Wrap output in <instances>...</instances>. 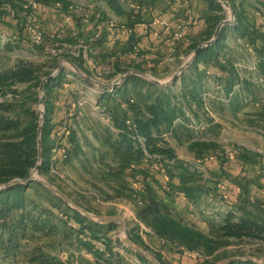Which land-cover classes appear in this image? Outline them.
Here are the masks:
<instances>
[{"label":"crops","instance_id":"0c3cea01","mask_svg":"<svg viewBox=\"0 0 264 264\" xmlns=\"http://www.w3.org/2000/svg\"><path fill=\"white\" fill-rule=\"evenodd\" d=\"M113 1H115L116 4L111 6L106 4L107 1L101 0L99 6L102 9V13H99V10L95 8L93 15L87 23L78 19L72 23H63L62 25L60 22H63L62 19L65 11L56 10L54 7L48 10L43 8L39 10V14H41L42 11L50 13L47 14L50 15L48 16L50 19L46 18L54 29L59 30L60 27L62 29L65 27V30L60 32L65 33L64 37H67L70 43L73 42L74 44L75 39L78 38L83 40L88 38L87 40H89L98 36L97 39H94L89 44V60L91 63L87 64L86 62H82L83 69L90 73V75L86 74L85 71L79 70L75 64L76 62L72 61L74 58H71L67 53L66 56L68 55V59L65 60V64L71 67H68L71 72L66 73L67 71H64L63 74H60L61 76L58 75L53 80L56 83V79L60 76L61 89H56L53 92V98L50 99L52 106V125L59 123L65 117L69 109L70 101L81 98L86 102L81 109L77 110L74 118L76 119L78 117L77 120L79 121L75 122V130L77 131L76 141L78 150L82 151L84 150L85 144H83L84 141H82L79 134L80 131L84 133H87L88 130L94 132V137L96 136V140L100 144L102 142L108 146L109 143L113 142L112 140L106 142L104 133L101 129L102 127L99 129L93 128L92 121L94 119L103 123L106 122V125L115 133H112L113 137L116 139L117 136V131L114 129L112 121L107 120L103 114L95 111V102L96 105L101 108H106L107 104L111 106L118 103V89L115 90V96L111 97L105 94L98 100L91 90L106 91V88L110 87V83H112L114 77L104 82L105 84L99 83V86L95 85V82L98 83V81H96L94 77L101 75L105 76V68L109 65H113L118 72L122 70L127 73L141 74L138 77L146 82L152 80L146 79L148 74L154 75L158 79L156 81L161 83L160 85H155L161 89L168 88L172 93L178 94L181 91L182 73H186L192 64L184 69L177 77L174 84H171V79L191 58L193 52L189 50V45L202 39L200 33L206 29L204 20L211 14L207 3L203 0ZM129 2L130 4L134 3L137 5L138 10H131ZM230 7L235 8L232 9L233 12L234 10L238 12V17L234 15L237 26H227L223 29L225 30V40L222 44L220 56L223 57V55H225L232 60L234 56L233 52H235L233 46L236 45L238 39L264 44V36L257 32L253 33L250 31L249 24L251 23L250 19L252 14L250 2L247 1L244 3L243 0H230ZM4 17L5 21L2 20ZM2 19L0 22L2 23L0 34H2L3 40L6 41L4 42L5 44H3L9 46L8 43L11 42L12 38V41L19 40L17 34L18 30H21V24L18 19H9L5 14ZM155 19H166L169 24V30L166 31L163 27L153 24ZM189 20H195L197 23L196 26L191 27L190 32L185 34L184 38L173 44V36L178 32L179 25L182 21ZM111 22L132 29L133 34L127 36L116 33L109 27ZM5 23L9 24L10 29L3 26ZM153 33H158L159 36L155 38ZM14 44L17 45L16 43ZM7 46L4 47V50L8 48ZM230 56L232 58H230ZM15 64L16 63H12L7 67L0 65V68H3L2 70L10 69ZM66 65L63 64L62 69L66 68ZM74 68L78 69L82 74L76 73ZM136 69L143 70V72H139ZM2 70H0V72ZM197 70L206 73V77L202 80L201 88L198 90L199 96L201 91L207 86L206 82L208 76H214L222 72L223 82L226 83L228 88H230L234 82V78L232 77L233 73L228 67L224 70L222 68V61L220 60L212 61L207 64L200 63L197 65ZM67 75H72L74 79H67ZM118 75L121 74L116 73L114 76ZM87 77L92 81H88L86 79ZM83 95H85V97H83ZM104 96L106 99L104 98L103 100ZM114 101L116 103H113ZM178 104L181 106L183 105L182 110L184 112V117L185 111L188 110L198 122L208 125L205 130L197 133L184 125V123H186L185 118L177 119L180 120V122H176L177 120L174 122V134L169 132L164 133L167 134L164 141L174 152L177 161L182 164L199 160L201 156L207 154L215 157V160L208 164V180L203 183V187L201 188L203 195L201 202L205 204V208L204 206L199 207L201 202L200 204H193V201H191L189 202L190 204H187L177 197L179 193V190L176 189V187H179L177 179L173 180V193L171 194L163 193L160 189L155 188V195L158 199L169 207L171 213L177 214L179 220L181 219L183 223L202 231L204 234H208L209 231L215 228H220L223 224L224 216L228 213L229 209H234L235 211L242 206L243 208L241 209L242 211L240 210V215L243 217H246L245 209L249 208L251 205H259L264 210V145H259L260 143L256 141V145H253L258 150L254 147L251 148V146L244 145V137L238 131L240 128L244 127V124L240 122V118L242 119L245 113L242 100L240 98H234L229 105L213 103V107L220 105L224 108V110L220 111L221 115L213 108V119L206 117L202 109L197 107L194 103H189L187 107L182 100H179ZM226 115L227 118L238 120L237 124H224V122L216 118ZM79 116L81 119H79ZM217 128H223L228 138V143L224 144L225 151L222 152V149H220V151L218 149L208 148L196 153V148H192L194 144L199 143L212 146L214 142H216L215 137L211 134ZM98 130L101 131L99 132ZM106 130L108 131V129ZM188 146L189 148L187 149ZM185 147L186 150L183 149ZM239 147L242 148L244 152L245 149H247L253 151V153L245 152L243 159L238 158L237 162L228 163L227 165L230 164L232 166L227 169L228 167H226L225 163L226 151ZM218 183H225L230 189L241 187L246 197H244V199L242 198L243 201L238 200L235 205L228 207L222 202L217 193L216 185ZM203 208L205 209L204 211ZM260 225L264 227L262 222ZM150 242L152 246L160 250L161 254L168 255L169 260H172V264H196L195 261L191 260L192 257L172 251L169 246L163 244V242L154 235H150Z\"/></svg>","mask_w":264,"mask_h":264},{"label":"trees","instance_id":"16d2710c","mask_svg":"<svg viewBox=\"0 0 264 264\" xmlns=\"http://www.w3.org/2000/svg\"><path fill=\"white\" fill-rule=\"evenodd\" d=\"M25 1L27 0H0V8L4 5L16 7ZM33 1L41 3V0ZM203 1L207 3L211 14L204 20L206 29L200 33L202 39L189 45L191 52L211 40L218 24L223 20L221 16L223 9L216 0ZM114 4H116L115 1L109 0V5ZM233 13L238 17L236 10ZM0 14L3 17L5 12L0 10ZM224 40L225 30H222L217 42L198 54L187 72L182 73L181 91L178 94L172 93L168 88L161 89L153 83L131 75L124 81L121 89L117 90L118 103L114 101L113 103L116 104L111 106L107 104L106 106L113 127L117 131L116 139L109 143L113 153L112 159L120 169H127L126 178L128 183L130 185L137 183L142 189L138 193L141 204L136 213L137 220L148 227L154 236L176 253L182 254L181 249L188 252H202L203 259L201 260H204V264H210L207 258L213 257L220 249L229 246L231 240H250L264 243L263 227L252 219L237 217L232 211L224 216L220 228L204 234L202 231L188 226L172 216L169 207L158 199L154 191L155 188H158L163 193H173V180L177 179L179 186L176 187L179 190L178 198L179 195H184L191 202L194 201L196 194L202 193L199 187L193 186L192 175L184 168V164L177 161L174 152L167 146L162 135L168 132L174 134V122L177 119H184L183 105L178 104L179 100H182L187 107L189 103H194L201 108L202 103L198 90L201 88L206 73L204 71L199 72L197 65L221 61L220 52ZM75 61L79 70L85 71L82 67V59H76ZM53 64L54 66L50 68L49 72L42 73L41 66L38 67L34 63L19 60L12 68L0 73V97L10 96L12 98L10 102H0V187L16 179L27 180L37 164V131L39 124L37 122V112L33 110L32 104L38 102L39 88L42 81L49 77L50 72L57 67L56 61ZM222 68L225 70L226 67L222 65ZM136 70L143 72L140 69ZM229 70L232 72L231 69ZM261 72L264 75V65L261 66ZM116 73H118V70L114 67V73L109 75L108 78ZM86 74L90 75L88 72ZM60 76L56 79V83L52 81L45 84L44 87L46 101L41 127L42 160L38 171L40 175H45L48 172L50 149L46 147V140H53L60 123L52 125V106L50 103L53 92L56 89H61ZM104 98L105 96L103 100ZM130 100L133 103H130ZM127 122H130L131 125H127ZM138 137L143 140V148L137 141ZM71 142H73L72 137ZM75 147L77 148L78 145H75ZM193 147L208 149L213 148V145L196 143ZM143 150L152 157H159L161 162L164 160L173 162L172 165H166L171 178L169 190L164 189L160 177L150 172L147 164L143 162ZM244 155V150L240 149L235 152L234 161H229L226 157L227 169L232 166L227 165L228 163L237 162L238 158L243 159ZM208 164L205 165V168L209 172ZM132 166H135V168L132 169ZM30 186H13L0 192V259L4 256L9 257L14 253L20 240H26L28 233L43 230V228L37 227V222L32 219L31 212L26 210V192ZM241 190L242 194L237 195L234 188H229L228 194L232 200H242L246 197V194L242 188ZM217 193L219 195L218 191ZM74 216L73 221L80 226V231L87 232L90 238L95 241L102 239L101 231L103 228L110 229L114 225L93 224V227H91L90 224L82 223L87 220L79 214L74 212ZM45 260L43 262L42 257L38 259L30 257L31 264L53 261L48 256ZM230 264L256 263L234 261Z\"/></svg>","mask_w":264,"mask_h":264},{"label":"rangeland","instance_id":"374dc122","mask_svg":"<svg viewBox=\"0 0 264 264\" xmlns=\"http://www.w3.org/2000/svg\"><path fill=\"white\" fill-rule=\"evenodd\" d=\"M107 1V5H109V0ZM219 1V0H216ZM224 1V0H221ZM246 3L248 0H243ZM101 0H41L40 8L45 10L52 9L54 5L60 4L61 8L67 9L70 5H84L86 3H90L95 5V8L99 10V13H102V9L100 8ZM218 3V2H217ZM219 4V3H218ZM221 6V4H219ZM232 5V4H231ZM222 7V6H221ZM60 8V9H61ZM61 9V10H62ZM223 13L221 14L223 20L231 19V15L228 11H226L223 7ZM234 8H230L233 13ZM50 14L47 11H42L39 14V11L36 12L35 16L37 18L39 27L44 34V41L47 48H50L49 45L52 41V37L60 34L63 37V40L69 43V39L64 37L65 33H61L60 31H64L61 27L59 30L54 29L48 19H50ZM234 16V14H233ZM48 19H47V18ZM1 14H0V22H1ZM58 19V17H57ZM5 21V17L2 19ZM21 24V30H18L17 38L19 40H15L9 42V46L4 45L6 41H3L2 34H0V65H4L7 67L12 63H16L19 60L26 61L29 63H34L38 67L41 66L42 73H46L50 71V68L54 66V62L56 61L57 67L66 65V54L59 57H51L50 54H46L45 50L40 46H35L31 43L29 36L27 35L24 28L23 19H18ZM60 20V19H59ZM222 20V21H223ZM77 21V20H76ZM0 23V27H1ZM63 25V22H60ZM3 26L10 29L9 24H3ZM231 27H235L236 23L231 22ZM62 29V30H60ZM75 39L74 44H77L80 41H86L83 39ZM4 43V44H3ZM16 43L17 45H15ZM73 44V42L71 43ZM8 47L4 50V47ZM230 58H232L230 56ZM73 62H76L74 59ZM76 64V63H75ZM46 65V66H45ZM45 66V67H44ZM67 66V65H66ZM56 67V68H57ZM71 68L67 66L62 69V74L64 71L66 73H70L71 71L68 69ZM56 68L51 71V75L56 72ZM3 68H0L2 70ZM2 70V71H7ZM72 70V69H71ZM75 72L79 74V72L74 68ZM1 71V72H2ZM0 72V73H1ZM126 71L119 70L118 73L124 75ZM149 75V76H148ZM146 79L158 80L156 76L148 74ZM109 75H101V80L99 83L106 82L111 79L108 78ZM144 77V75H143ZM151 82V81H150ZM40 92L38 95V102L32 104L33 110L37 112L38 115V124L40 125V111L45 112V107L39 104L40 101ZM46 96V94H45ZM85 97V95H83ZM12 98L10 96L0 97V102L8 101L10 102ZM216 106V105H215ZM217 110L218 114H220L221 110H224L220 105L213 107ZM245 113L243 114L242 119L240 118V122L244 124L243 128H240L238 131L244 137V145L254 147L256 145H264V108L259 110H254L250 107H244ZM221 115V114H220ZM217 116V115H216ZM220 117V116H219ZM216 117L218 120L224 122V124H237L238 120L227 118L226 116ZM44 119V118H43ZM78 117L75 119L77 122ZM79 119L80 116H79ZM79 122V121H78ZM92 126L94 129L101 128L104 133V139L106 142L110 140L114 141L112 131L107 125L106 122H100L97 119L92 121ZM240 123V124H241ZM93 129V130H94ZM108 129V131L106 130ZM99 132L101 130H98ZM79 132V131H78ZM80 136L85 144L84 150H78L75 145H77L76 136L77 131L74 130L72 134L73 140V151L70 152L69 159L67 163L64 165V176L66 177L64 180L58 179L56 177H52L48 172L45 175L37 174V178L39 181L45 182L51 187L61 191L64 195H66L71 201H73L79 208L83 211H86L93 217H118L125 223V232L122 234L120 232L119 226L114 224L110 229L103 228L102 229V239L105 240L107 245L111 243H121L120 239L125 237L131 241L132 243L142 249L148 258L155 259L159 264H172V260H169V256L165 254H161L160 250L155 246H152L150 242V235H153L151 230L146 227L143 223H140L137 220L136 213L138 207L140 206V196L139 192L137 193L132 186L128 183L126 178L127 169H120L118 165L113 161V153L111 151L110 144L106 146L101 142V144L96 140V136L94 137V132L88 130L87 133L80 131ZM213 137H215L216 142L213 144V149H222L224 152V144H227V137L223 130V128H217L212 132ZM237 135V134H236ZM188 137V136H186ZM53 140H46V147L52 146ZM254 144V145H253ZM258 145V146H259ZM189 146L187 147V149ZM192 148H194L192 146ZM257 149L256 147H254ZM186 150V147L183 148ZM204 149L196 148V153L203 151ZM258 150V149H257ZM221 151V150H220ZM246 153H253V151L245 149ZM210 156L209 154L201 156L199 160L204 157ZM197 158V157H196ZM196 161L189 162L184 164V168L188 171L190 175H192V179L194 180L193 186L199 187L200 189L203 187V183L208 179L205 175L206 172L201 165L194 164ZM178 173V172H177ZM31 174V173H30ZM187 178L189 176H186ZM39 181H33L31 186L26 192L27 199V207L26 210L31 212V217L34 221L37 222V227L43 228L40 232H31L28 233L26 240H20L17 250L12 253L9 257H3L0 259V264H31L30 257H34L35 259L41 258L42 261L45 262L46 257L48 256L50 259L58 260V257H62L64 253L69 254L75 251L74 246V235L72 231L67 227L66 223L59 217L61 213L67 215L70 219L74 220V212L79 214L76 210L68 207L64 204L56 195L51 193V191L42 185ZM40 186H39V185ZM202 191V189H201ZM203 195L196 194L194 203H199L202 201ZM243 201V200H241ZM246 204V203H245ZM204 206L205 204L201 202L199 207ZM203 208V211L205 210ZM243 207L234 209H229L228 212L232 211L235 213L237 217H243L240 215V210ZM242 211V210H241ZM246 218L252 219L256 221L259 225L262 222L264 224V210L258 206H250L245 209ZM87 221H83L84 224H90L93 227V220H89L86 217L79 214ZM172 216L179 219L177 214L171 213ZM181 220V219H180ZM186 224V223H184ZM44 225V226H42ZM261 226V225H260ZM263 227V226H261ZM264 229V227H263ZM216 230V228L214 229ZM123 243V242H122ZM121 243V244H122ZM126 246V245H125ZM126 249L137 256V259L142 264H152V262L145 257H140L131 251L127 246ZM201 255L202 252H198ZM203 256V255H202ZM142 259V260H141ZM190 259V258H189ZM229 259H241L247 260L251 259L256 262V264H263L264 261V243L258 241H250V240H241V241H230V245L226 248L220 249L213 257L207 258L210 264H223L224 261ZM41 260V259H40ZM39 260V261H40ZM192 261L197 262V264H204L201 259L191 258ZM41 262V261H40ZM39 262V263H40ZM120 262V261H119ZM244 262V261H241ZM121 264H135L134 262H128L125 260H121ZM174 263V262H173ZM80 264H89L85 258L80 259Z\"/></svg>","mask_w":264,"mask_h":264},{"label":"built area","instance_id":"2783aa9c","mask_svg":"<svg viewBox=\"0 0 264 264\" xmlns=\"http://www.w3.org/2000/svg\"><path fill=\"white\" fill-rule=\"evenodd\" d=\"M218 2V1H217ZM222 6L221 0H219ZM252 6L250 31L257 32L264 36V0H248ZM130 4V2H129ZM131 10L137 11L138 7L134 3L130 4ZM60 4L54 5V9L61 10ZM231 8V7H230ZM1 11L5 12L9 19H23L24 28L29 36L31 43L35 46L42 47L46 54H50L51 57H59L65 54H69L71 58L82 59L83 63L90 64L89 44L98 36L87 41H80L77 44L67 43L63 40V37L58 34L52 37V41L47 48L44 41V34L41 31L37 18L35 16L36 12L40 10V4L33 1L27 0L22 4L12 7L10 5H4L0 8ZM63 10V9H62ZM63 15V23H72L76 20H81L87 23L95 11V5L86 3L84 5H70ZM189 14V13H188ZM135 17V15H134ZM232 23L237 22L235 16L229 19ZM155 25L163 27L166 31L169 30V24L166 19H155ZM195 20L182 21L178 27V32L173 36V44L180 39L184 38L185 34H188L191 27L196 26ZM109 27L118 34L131 36L133 34L132 29H128L121 26L115 22H111ZM154 37L157 38L158 33H153ZM5 40H2V42ZM264 43V41H263ZM235 52L232 60L228 56L223 55L221 58L222 65L228 67L232 70V77L234 78L233 84L230 88L227 87L226 83L223 82L222 72L214 76H208L207 86L200 93L201 99V109L206 117L214 118L213 113V103H221L229 105L234 98H240L244 107H250L254 110H259L264 108V75L261 72V66L264 65V44L237 40L236 45L233 46ZM55 73V72H54ZM114 73V66L109 65L105 68L104 75H111ZM128 74V73H127ZM124 75L113 76L114 79L110 83V87L106 88V91H99L91 89L97 97V100L101 96L107 94L111 97L115 96V90L121 88L122 79ZM101 76L94 77L96 81H102ZM67 79H74L72 75H67ZM99 83V82H98ZM102 84V83H101ZM96 101V100H95ZM85 101L81 98L70 101L69 109L67 110L65 117L60 121L55 135L53 137V143L49 152V165L48 173L52 177L64 180V165L69 159L71 150L74 148L71 142V137L73 131L75 130V116L77 110L81 109L85 105ZM130 103H133L130 100ZM95 111L103 114L107 120H111L110 114L106 108H101L96 105ZM186 123L184 125L199 133L205 130L208 125L198 122L188 110L185 111ZM176 122H180L177 120ZM127 125H131L127 122ZM163 138L167 137V134L162 135ZM137 141L141 144L143 148V140L138 137ZM242 148L228 149L226 151V157L229 161L235 160V152ZM143 162L147 164L150 172L157 174L165 190H169V185L171 183V178L167 170L166 165H172L173 162L161 159L156 156H150L145 150H143ZM215 160L214 156H207L201 160L196 161L194 164L201 165L208 174L205 165ZM132 169L135 166L131 167ZM207 178V177H206ZM132 188L138 193L142 191L141 187L137 183L131 184ZM219 196L228 207L235 205L238 200H232L231 196L228 194V186L225 183H218L216 185ZM237 195L242 194L241 188L235 189ZM179 199L185 203H189L188 199L184 195H179ZM190 204V203H189ZM59 217L66 223L67 227L72 231L74 235V246L75 251L72 253H64L62 257H58V260L53 259L52 262L42 263V264H80V259L85 258L90 264H121V260L134 262L135 264H142L138 261L137 256L130 253L126 246L122 243H111L107 245L104 239H99L97 241L92 240L87 232H81L80 226L76 224L72 219H69L67 215L61 213ZM182 253L186 256H190L195 259H203V256L198 252H188L182 250ZM49 258V257H48ZM120 261V262H119Z\"/></svg>","mask_w":264,"mask_h":264},{"label":"water","instance_id":"95a60500","mask_svg":"<svg viewBox=\"0 0 264 264\" xmlns=\"http://www.w3.org/2000/svg\"><path fill=\"white\" fill-rule=\"evenodd\" d=\"M219 4H221L219 1H218ZM222 7L228 11L230 13L231 16H233V13L231 12L230 10V0H224L222 2ZM231 25V21L230 20H223L221 21L216 30H215V33H214V36L211 40H209L208 42H205L204 44L200 45L192 54L191 58L189 59V61L184 65L182 66L178 73L171 79V84H174L177 80V77L184 71V69L188 66H190L193 61L195 60V58L198 56V54L204 50V49H208L210 47H212L216 42H217V39L219 38L220 36V33L221 31L227 27V26H230ZM76 69V68H75ZM79 74H82L78 69H76ZM62 73V66H59L56 70V72L52 75H50L49 77H47L46 79H44L40 85V88H39V92H40V101H39V104L40 105H43L44 106V103L46 101V96H45V92H44V87H45V84L49 83V82H52L58 75H60ZM131 75H135V76H140L141 74H137V73H128L124 76V78L122 79V83ZM88 81H92L89 77L86 78ZM151 83H154V84H157V85H160L161 83L159 81H156V80H151ZM95 85H100L99 83H96L95 82ZM41 113V117H40V125H39V128H38V131H37V149H38V155H37V164L35 166V168L32 170L29 178L27 180H13L3 186L0 187V192L5 190V189H8L10 187H13V186H18V185H22V186H25V187H28L30 184H32L33 181H39L38 178H37V174H38V171H39V167H40V163H41V160H42V155H41V146H42V141H41V127H42V124H43V118H44V111H40ZM42 185H44L45 187H47L51 193H53L54 195H56L64 204H66L68 207L76 210L79 214H81L82 216L86 217L87 219L89 220H93V222H95L96 224H99V225H113V224H116L119 226V229H120V232L122 234H124L125 232V223L123 220H121L120 218L118 217H93L92 215H90L89 213H87L86 211H83L81 208H79L73 201H71L66 195H64L61 191L51 187L50 185H48L47 183L45 182H42V181H39ZM122 242L124 245H126L131 251H133L135 254L139 255L140 257H145V258H148L146 253L136 247L129 239L127 238H123L122 239ZM152 264H159L155 259H150L148 258ZM241 262V261H250V262H253V263H256L254 261H252L251 259H247V260H241V259H229V260H226L223 262V264H230L231 262ZM263 264H264V261H263Z\"/></svg>","mask_w":264,"mask_h":264}]
</instances>
